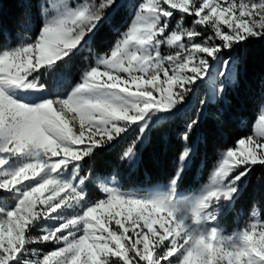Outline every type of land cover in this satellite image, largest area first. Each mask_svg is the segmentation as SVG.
<instances>
[{
    "label": "snow or ice",
    "instance_id": "1",
    "mask_svg": "<svg viewBox=\"0 0 264 264\" xmlns=\"http://www.w3.org/2000/svg\"><path fill=\"white\" fill-rule=\"evenodd\" d=\"M121 9L127 26L112 27L114 42L61 95L57 69L92 54ZM36 24L19 45L0 44V264H264L258 209L231 232L219 224L264 167V105L192 196L178 199L177 189L194 163L199 111L165 190L125 193L115 177L97 183L84 170L130 132L119 159L134 164L152 126L175 117L199 82L230 78L236 49L264 40V0H41Z\"/></svg>",
    "mask_w": 264,
    "mask_h": 264
},
{
    "label": "trees",
    "instance_id": "2",
    "mask_svg": "<svg viewBox=\"0 0 264 264\" xmlns=\"http://www.w3.org/2000/svg\"><path fill=\"white\" fill-rule=\"evenodd\" d=\"M41 0H0V44L7 47L19 45L22 38L28 39L37 30L36 16ZM47 2V0H43ZM131 19L127 9H121L114 17L112 26L106 25L97 34L92 54L80 53L69 65H61L57 75L63 74L67 83L61 91L66 95L72 84L77 82L80 71L98 52L106 51L116 39L117 32L123 31ZM173 25L175 21L172 22ZM185 27H191L190 18ZM167 52L168 49H164ZM237 69L232 78L223 79L224 91L220 95L211 92L207 85L211 79L199 82L189 96L182 110L171 120L154 124L143 144L139 146L138 159L134 164L122 163V151L133 139L130 132L118 143L100 150L85 164V172L90 171L95 180H112L123 192H146L149 189L167 186L174 173L178 155L183 147L182 134L186 124L200 112V125L191 135V146L195 149L194 163L178 186L177 194L191 195L204 185L208 172L218 152L244 136L252 134L257 124L261 107L264 105V40L248 43L237 48ZM87 56V60L82 57ZM214 70V69H213ZM238 73V75L236 74ZM42 81L51 85L52 77L45 74ZM220 83V84H221ZM220 85H217V88ZM206 103L203 108L199 101ZM93 197L97 190L90 185ZM258 209L260 219L264 220V167L256 166L244 183L235 204L220 221L226 232L250 221V213Z\"/></svg>",
    "mask_w": 264,
    "mask_h": 264
},
{
    "label": "rangeland",
    "instance_id": "3",
    "mask_svg": "<svg viewBox=\"0 0 264 264\" xmlns=\"http://www.w3.org/2000/svg\"><path fill=\"white\" fill-rule=\"evenodd\" d=\"M25 40H27V39H25V38H22L21 39V41H20V43L21 42H24ZM19 43V44H20ZM215 70H213V72H214ZM233 76V75H232ZM232 76L230 77V78H232ZM230 78H227V79H230ZM220 83H221V80H220V78H216V80H210V82L208 83V85H207V87H208V89L211 91V92H215L214 91V89H216L217 88V85H220ZM258 122H259V118H258V121H257V124H258ZM256 124V125H257ZM256 125H255V127H256ZM97 181V183H100V182H102V181H108V180H96ZM108 182H110V181H108ZM117 185V184H116ZM118 186V185H117ZM166 187L167 186H165V187H159V188H155V189H150V190H147L146 192H143V193H138V192H133V191H128V192H125V193H134V194H137V195H144V194H147L148 192H152V191H163V190H165L166 189ZM95 188V187H94ZM96 189V188H95ZM97 190V189H96ZM197 193V192H196ZM195 194V193H194ZM194 194H191V195H179V194H177V198L178 199H183V198H185V197H189V196H192V195H194ZM45 251H47V250H49V249H47V248H45L44 249Z\"/></svg>",
    "mask_w": 264,
    "mask_h": 264
}]
</instances>
